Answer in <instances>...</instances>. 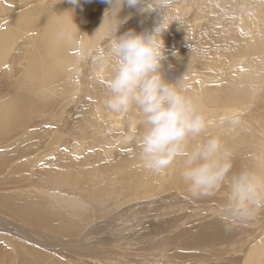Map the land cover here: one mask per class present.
Segmentation results:
<instances>
[{
	"label": "bare ground",
	"instance_id": "6f19581e",
	"mask_svg": "<svg viewBox=\"0 0 264 264\" xmlns=\"http://www.w3.org/2000/svg\"><path fill=\"white\" fill-rule=\"evenodd\" d=\"M27 1L0 0V176L7 175L2 181L15 182L11 175L22 172L25 165L34 164L35 160L25 164L34 159L31 155L36 150L29 149L30 145H23L25 142L32 137L40 138L42 128L50 124L55 128V122L66 120L63 114L80 91L81 61L89 57L93 88L99 90L97 94L104 106L94 100L96 108L90 113L93 115H88L87 123L81 121L75 126L71 134L76 135L75 139L88 140L86 146L91 147L103 143L101 137H105L106 130L111 127L123 130L124 138L107 136L106 142L119 140V144L128 150V161L136 163L126 171L129 180L124 184L126 187L149 185L159 188L167 182L176 187L187 186L180 177L182 163L179 160L159 174L146 170L135 141L132 144L125 140L140 117L137 113L131 116L127 126L120 118L121 112H113L104 104L107 80L103 70L109 69L99 62L98 57L108 47L105 32L116 25L112 13L104 20L105 10L110 5L104 0H80L76 5L68 0H51L42 9H22ZM236 1L173 0L166 10L168 22L173 23L163 34L164 44L168 41L170 50L162 71L166 79L180 80L185 94L193 98L207 120L206 134L218 136L234 153L233 170L243 165L264 168V143L250 140V133L254 132L249 130L248 133L241 128L244 123H241L243 118L240 117L242 112L246 113L243 119L247 121L246 125L254 120L259 121L258 127L261 125L264 128V1L253 0L254 10L238 17L239 23L246 27L244 31L236 28L238 32L235 26L231 27L224 21L229 12L236 10ZM196 16L205 19L204 22L198 21L197 24ZM126 17L118 34L128 29L137 32L151 30L159 19L157 12L140 13L137 8L125 5L120 18L123 20ZM199 28H203L201 32L206 35L200 37ZM193 37H199L200 41L196 42ZM99 39L106 42H99ZM175 47L178 52H174ZM230 63L233 65L231 69L227 66ZM84 90L91 95L88 89ZM84 97L82 92L76 100ZM78 103L80 101H76ZM132 112L135 113L134 110L129 113ZM222 117L225 119L222 120ZM231 120L236 123H231ZM139 128L137 126V131ZM56 139L55 134V145ZM77 143L75 141L73 149L81 151L84 147H79ZM112 146L115 147L114 144ZM126 158L123 156L119 162L121 170H124ZM80 166L79 173L83 163ZM44 176L40 179L46 182V192L41 190L43 195H39L41 191H32L28 192V196H0V227L7 234L0 239V264H82L75 261L63 263L60 257L53 254L60 246L51 244L50 236L44 237L46 233L43 230L59 236L73 235L75 224L70 227L74 222L69 216L81 219L92 217V214L89 209L86 210L87 207L84 208V204L66 199L68 193L59 188L61 184L76 183L75 176L51 170ZM219 192L226 193V188ZM225 227L227 224L224 221L212 218L196 228L192 227V230L183 231L181 237L188 233L196 236L193 245L206 244L212 250L220 249L221 244L227 245L237 234L236 230L233 232ZM240 234L245 235V239L239 242L237 238L235 245L240 255L229 263H220L215 258L213 261L208 259L206 264H264V220L260 226H252L250 230L241 229ZM76 247L66 250L79 257L91 258L96 263L110 264L102 260L101 247L90 244ZM200 257L196 264L207 262V258Z\"/></svg>",
	"mask_w": 264,
	"mask_h": 264
},
{
	"label": "rangeland",
	"instance_id": "374dc122",
	"mask_svg": "<svg viewBox=\"0 0 264 264\" xmlns=\"http://www.w3.org/2000/svg\"><path fill=\"white\" fill-rule=\"evenodd\" d=\"M50 1L51 0H28L22 9H26V7L42 9L46 7ZM236 4V10L229 12L224 21L230 23L231 27L235 26L236 32H238L237 29H239V27L240 30L242 28V31H244L243 28L245 29L246 27H244L243 23H239L238 17H244L250 14L254 10L255 3L253 0H237ZM196 20L197 24H199L198 21L201 22L205 19L196 16ZM204 29L206 30V27ZM197 30L200 31V33H198L200 37L206 35L204 32H201L203 28ZM106 33L107 32H105V34ZM193 38L196 42L200 41L199 37ZM101 40L99 42H106L105 40ZM167 43L168 41L165 44V48L169 51V44ZM176 48L177 47L173 49L174 52H178V48ZM84 60L81 61V70L79 72V78L81 80L78 86L80 91L63 114L66 120H63L62 123L61 121L55 122L59 124H56L55 128H53L52 124L42 128L40 130V138L32 137L30 141L23 144L30 145L29 149L36 148V150H34L35 152L31 155L34 159L30 160V158H28L30 161L25 164L33 163V160H35V162L33 165H25V169L23 168L24 170L19 174L15 173L16 175H11L10 178L15 180V182L9 180L2 181L7 175L1 174L0 196H15L16 194L28 196V192H39L41 190H44L43 192L45 193L46 182L40 179L48 170L61 172L62 174L70 173L76 177V183H71V185L61 184L59 188H62L61 190H65V192L68 193L67 196L64 194L66 199L75 200L81 205L84 204V208L86 209L87 207L86 210L89 209L88 211H90L92 217H82L81 219L83 220L79 218L81 220L80 222L78 217L77 220L76 216H69V219H72L71 221L74 222L70 227L75 224L73 235L66 233L68 235L59 236V234L51 233L46 229L43 230V232L46 233L44 237L50 236L49 240L51 244L53 243L60 246L53 254L60 257L63 263L75 261L81 262L82 264H91L90 261H92V264H101L100 261L96 263V261L94 262L91 258L79 257L66 250L67 248L74 247L75 249L76 246L81 247V245L88 244L97 248L101 247L100 251L103 252L102 260L108 261L110 264H187L188 261V264H196L197 258L200 256V258H207V262L203 260L204 264L209 263L208 259L213 261L215 258H217V261L220 263H229L231 259L240 255L237 254L235 246L237 245V238L238 242L245 239L244 234L239 235L240 230H250L252 226H260L261 221L264 220V209H261L255 219L248 222H231L225 221L215 214V209L226 199L227 192L221 194L217 191L214 195L196 198L191 196L187 186L176 187L169 182L164 183L162 187L159 188H154L149 185L139 188L126 187L124 184L129 181L126 178V171L129 167H134L136 163L134 161H128L126 158L128 150H125V148L119 144V140H114L111 143L106 142L107 136L111 138L114 136L124 138L125 133L122 132L123 130L117 131V127H111L106 130L105 137H101L103 143H98L91 147L86 146L88 140L83 138L75 139L76 135L73 133L71 134V132L81 121L86 122L88 120L87 118L93 115L90 113L96 108L93 105L94 100L98 101V104L100 103L99 105H103V100H100L101 98L97 94L99 90L95 89V87L93 88L94 85L89 73L92 65L90 61L91 58L88 57ZM227 66L229 69L233 67L232 63ZM225 68L226 66L222 69L224 70ZM103 71H105L103 73H105V80H107L110 73L106 69ZM84 89H88V92L92 96L88 95ZM82 92L85 93V97L82 100H76L81 96ZM76 101H80V103L76 104ZM135 114L136 112H121L120 118L123 119L128 126L130 117ZM241 116L245 119L246 113L242 112L240 117ZM243 119L241 123L244 124L241 128L244 129V131L248 130V133L249 130L254 132L250 133L252 134L250 140L256 141L257 144L264 143V128L261 125L258 127L259 121L255 122L252 120L250 125H246L247 121ZM137 126H140V121H138L132 129L135 128L137 130ZM132 133L133 132L130 131V134H128L125 140H129L130 143L134 144V140L130 139ZM55 134L58 139H56V145ZM122 138H120V141H123ZM75 141L78 142L76 145L84 147L81 151L73 149L75 147ZM112 144H114L115 147H113ZM123 156L127 161L124 170H121L118 165ZM82 163L84 167L79 173L78 169H80V164ZM138 170H140V168H138ZM141 170H144V168H141ZM18 177L19 180H17ZM129 179L132 180V178ZM21 188L24 191H22ZM42 191L41 193L39 192V195H43ZM212 218H219L224 221L227 224V228L225 227L224 229L229 228L234 230L233 232H235V230L237 231L235 232L237 233L234 236L235 238L233 237L231 240L233 241L232 243L230 241L227 245H218L219 248L221 247L220 249L212 250L210 246L206 244H202L201 246L198 244L193 245L196 236H190L188 233H185L184 237H181L183 231L187 229L192 230L212 220ZM68 226L69 225H67V227ZM94 229H98V231H93ZM4 236H7V234H5L0 227V239L4 238ZM55 240L58 241L56 242ZM63 241L65 243H63ZM60 243H63V245ZM194 255H196V257Z\"/></svg>",
	"mask_w": 264,
	"mask_h": 264
},
{
	"label": "clouds",
	"instance_id": "9594fccd",
	"mask_svg": "<svg viewBox=\"0 0 264 264\" xmlns=\"http://www.w3.org/2000/svg\"><path fill=\"white\" fill-rule=\"evenodd\" d=\"M68 2L76 5L80 0ZM104 2L110 5L104 20L110 13L116 20L104 37L108 47L98 57L110 73L104 104L117 113L134 110L140 117V128L133 129L130 139L143 167L159 174L179 160L180 177L191 196L208 197L226 188V199L215 214L231 222L255 219L264 209V168L243 165L233 170L234 153L218 136L206 134L207 120L193 98L185 94L180 80H168L162 71L167 58L163 34L173 23L168 22L166 10L173 0ZM125 5L140 13L157 12L158 22L151 30L118 34L127 19L120 18Z\"/></svg>",
	"mask_w": 264,
	"mask_h": 264
}]
</instances>
